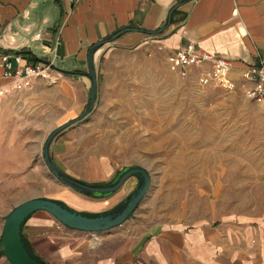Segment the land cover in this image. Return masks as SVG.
I'll return each mask as SVG.
<instances>
[{"label":"rangeland","instance_id":"obj_1","mask_svg":"<svg viewBox=\"0 0 264 264\" xmlns=\"http://www.w3.org/2000/svg\"><path fill=\"white\" fill-rule=\"evenodd\" d=\"M137 55L114 58L128 64L101 79L92 112L57 137L55 163L94 183L109 182L130 165L149 170L151 187L135 217L111 230L125 235V243L164 225L254 215V143L264 142V110L248 96L246 81L211 62L190 65L183 75L164 56L158 69ZM90 96L91 88L84 109ZM12 103L0 98V234L5 215L27 199L78 204L44 159V142L63 119L55 110L47 116ZM137 183L131 177L92 212L112 209ZM0 264L10 263L0 256Z\"/></svg>","mask_w":264,"mask_h":264},{"label":"crops","instance_id":"obj_2","mask_svg":"<svg viewBox=\"0 0 264 264\" xmlns=\"http://www.w3.org/2000/svg\"><path fill=\"white\" fill-rule=\"evenodd\" d=\"M179 1L82 0L73 6L67 0H0V98L14 102L12 108L17 110L47 116L55 110L62 123L76 117L91 88L90 48L125 26L160 28ZM188 43L231 60L233 77L245 80V69L264 58V0H192L175 10L172 25L160 34L121 35L95 54L98 84L113 67L128 64L114 60L121 54H138L147 67L160 69L163 56L167 59ZM4 52L21 54L25 60H51L68 72L54 69L53 80L39 78L30 88L17 90L3 76ZM57 137L51 146L54 160ZM251 181L254 215L250 217L164 225L125 243L126 236L113 228L80 231L61 225L47 211H38L26 222L24 234L50 264H264V142L254 143ZM65 194L75 195L78 204L55 198L81 210L95 211L104 202L74 190Z\"/></svg>","mask_w":264,"mask_h":264},{"label":"water","instance_id":"obj_3","mask_svg":"<svg viewBox=\"0 0 264 264\" xmlns=\"http://www.w3.org/2000/svg\"><path fill=\"white\" fill-rule=\"evenodd\" d=\"M192 0H180L169 11L166 22L158 29H145L139 26H125L115 34L105 37L95 43L88 53L89 71L91 79L90 100L82 113L53 129L43 145L44 159L50 172L63 184L72 190L93 198H107L118 190L131 178L136 177V188L115 207L108 210L92 212L77 209L66 201L49 196H37L27 199L14 206L6 215L0 234V256H4L10 264H50L38 255L24 234V226L29 218L38 211H47L63 225L87 232H102L120 226L135 217L137 209L145 199L152 183L149 170L142 165H130L120 170L109 182L94 183L74 177L63 171L54 161L51 146L54 139L68 127L85 119L94 109L98 94V79L95 64L96 52L106 43L112 42L121 35L135 31L149 35L160 34L172 25L173 14L177 8ZM53 69L68 72L52 65Z\"/></svg>","mask_w":264,"mask_h":264},{"label":"built area","instance_id":"obj_4","mask_svg":"<svg viewBox=\"0 0 264 264\" xmlns=\"http://www.w3.org/2000/svg\"><path fill=\"white\" fill-rule=\"evenodd\" d=\"M73 6L82 0H67ZM168 61L177 67L184 75L190 65L211 62L217 69L227 73L232 69V61L197 49L193 43H188L169 53ZM51 60H25L21 54L4 52L2 54L3 76L11 80L12 87L17 90L30 88L34 80L54 79V69ZM243 77L248 85L246 92L264 107V58L257 63L250 64L244 71ZM63 225L61 222H59ZM65 226V225H63Z\"/></svg>","mask_w":264,"mask_h":264}]
</instances>
